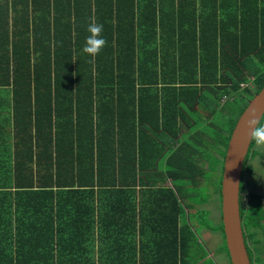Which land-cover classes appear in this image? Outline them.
Wrapping results in <instances>:
<instances>
[{
    "label": "trees",
    "instance_id": "1",
    "mask_svg": "<svg viewBox=\"0 0 264 264\" xmlns=\"http://www.w3.org/2000/svg\"><path fill=\"white\" fill-rule=\"evenodd\" d=\"M138 2L0 0V264H94L96 231L105 247L100 264H126L111 236L130 232V225L111 217L125 212V203L130 209L131 201L136 264H200L204 258L191 224L179 226L197 204L182 198L208 189L206 179L222 172L237 118L264 85V0H237L238 29L215 25L211 40L193 23L191 30L165 33L162 55L155 27L136 30L148 19L142 13L154 16L158 1ZM92 20L103 24L107 41L94 60L82 52ZM174 73L179 78L170 77ZM175 85L176 94L159 95L160 86ZM224 97L229 102H221ZM199 104L204 117L189 124L184 109ZM167 179L183 184L174 192L160 184ZM136 187L150 192L138 208ZM114 194L118 201L109 209ZM239 208L251 264H264V209L254 199L245 206L239 199ZM219 217L213 229L230 262L220 202Z\"/></svg>",
    "mask_w": 264,
    "mask_h": 264
},
{
    "label": "crops",
    "instance_id": "2",
    "mask_svg": "<svg viewBox=\"0 0 264 264\" xmlns=\"http://www.w3.org/2000/svg\"><path fill=\"white\" fill-rule=\"evenodd\" d=\"M137 1V0H136ZM143 0H140V3L138 4L140 6L143 5ZM158 1L156 4V12H154V16L151 18V14L146 15V13H142L143 18H148L142 25L138 26L136 28L137 31H148L154 29L158 33V39L157 43L158 45V52L162 55V48L166 47V41L164 40V36H166L165 33L167 32H175L177 33L178 31L185 30L186 27H188L189 30H191V27H189L190 23H193V29L196 32H201L202 30H205L206 32H209V39L211 40V33L212 30L214 29V26H217V29L223 30V31H235L237 29H234V20L233 17L235 14H237V17H240L239 15V9L237 11V6L236 1L237 0H156ZM146 15V16H145ZM222 17H227L229 20V17H232L231 22L228 23H223ZM154 19V20H153ZM204 22L206 24L203 26ZM188 25V26H187ZM224 27V28H221ZM164 43V45H163ZM177 53L175 51V61H176V56ZM172 54L169 55V59L171 60ZM168 60V61H170ZM171 62V61H170ZM158 64H162V59L159 57ZM171 66V65H170ZM166 69V68H165ZM159 71H162L160 67L158 68ZM171 70L168 68V72L170 73ZM179 69H177V72ZM220 72V71H219ZM199 74V75H198ZM201 72L198 71L197 76H200ZM142 77H145V73H142ZM173 77L175 79L179 78V75L174 73ZM174 86V85H173ZM158 92L160 96H166L167 93H172L176 94L177 93V88L176 85L175 87H166L162 88L161 86L158 88ZM3 142L2 138L0 137V144ZM168 168L166 162L162 164L163 170H166ZM165 173V172H164ZM167 181H170L168 184ZM177 182L176 180H171L167 179L164 182H161V185L164 186H169L168 188H172L174 192L175 186L172 184V182ZM181 182V181H179ZM168 184V185H167ZM115 190H119L121 187H113ZM144 190V192H143ZM98 190L95 188V219H98V204H97V199H98ZM135 201L137 203V207H139V203L141 202V197H144V199L148 200L149 198V191H145L144 188L136 187L135 190ZM146 193L144 196L143 194ZM148 194V196H147ZM100 198V197H99ZM133 199V197H132ZM131 199V200H132ZM117 194L112 195V198L109 200L110 204L108 206L109 209H112V203H117ZM126 206L125 212H123L121 209L116 210V215L114 217H111L112 222L116 223V225L120 224L123 225L129 224L130 225V232L128 230L123 233V232H115L112 234L111 239L115 241V245H117L116 250L121 251V256L124 254L125 262L127 264L128 261H130V264H136L135 263V258L133 260V255L134 252L136 254L137 262L140 261V250H139V236L137 235L136 237L132 234L133 232V221H134V216L132 213V201L130 203V209L127 208V203L124 204ZM121 207H123L121 205ZM198 207V206H196ZM205 208V207H203ZM125 209V208H124ZM193 214L195 213V208L192 209ZM209 212V211H208ZM196 219L194 218V221ZM184 223H187L184 219H179V226L183 225ZM191 224V223H190ZM98 228V225L96 226ZM117 231V230H116ZM94 234L95 238V243H94V264H100V256H101V250L104 249L105 247L98 241V238L100 234L97 233ZM203 236L206 238L207 242L209 243L210 250L205 251V256L200 262V264H230L225 252L222 250L223 245H220V240L215 237V235L218 236V233L220 232H212L208 228H202ZM129 233H131L129 235ZM129 236V237H128ZM135 238V239H134ZM118 240V241H117ZM125 240V244L122 245V241ZM134 240H136V248L134 247ZM113 246V244L111 245ZM112 248V247H111ZM130 258V259H128ZM170 262V261H169ZM138 264V263H137ZM165 264V263H164Z\"/></svg>",
    "mask_w": 264,
    "mask_h": 264
},
{
    "label": "water",
    "instance_id": "3",
    "mask_svg": "<svg viewBox=\"0 0 264 264\" xmlns=\"http://www.w3.org/2000/svg\"><path fill=\"white\" fill-rule=\"evenodd\" d=\"M257 118L264 114V85L249 99L232 129L223 161L221 177V220L231 264H251L244 242L239 208L242 167L251 141L246 127L251 110Z\"/></svg>",
    "mask_w": 264,
    "mask_h": 264
},
{
    "label": "rangeland",
    "instance_id": "4",
    "mask_svg": "<svg viewBox=\"0 0 264 264\" xmlns=\"http://www.w3.org/2000/svg\"><path fill=\"white\" fill-rule=\"evenodd\" d=\"M249 86L251 87V91H254L256 88V84L254 83V81H250ZM245 95H250L249 93H245ZM229 102L227 100V98H222L221 102ZM197 108L196 110H194L195 107ZM192 107L191 110L188 109V107H186L184 109V112L186 114V117L188 119L189 124H193L194 122L196 123L198 119H201V116L204 117L205 114V110L203 108V106L201 104L199 105H194ZM182 125V124H181ZM204 125V122H199L197 124L198 129H201ZM182 132H181V136H185L184 132L187 130L186 125L182 126ZM218 176L214 175L211 176L209 178L206 179L205 183L206 185L209 186L208 189H206V187H199L196 190V194L192 197H187L186 198H182L183 201L186 200L184 202L185 205H192L193 203H197L194 205L195 208V212L196 211H200V210H205L207 212H205L203 214V216L201 215L200 218L198 219L197 217H194L193 211L191 209H189V213L185 215V217L183 218L187 223H191V226L193 227V230L195 232L197 241L199 243V245L203 248L202 251H209L210 247H209V243L207 242L206 238L203 236V232H202V228H211L210 230L212 232H214V227L217 226V224L219 223L220 217H219V201H218V197H217V193H215V187L213 186V184H215L218 180ZM168 184L170 183V181H167ZM167 184V185H168ZM172 184H174L173 186H179L181 184H183V182H172ZM177 189V187H176ZM182 194V193H181ZM207 197L209 198L206 202H201L202 199H207ZM198 206V207H196ZM205 207V208H203ZM209 213V214H208ZM194 218L196 219L194 221ZM199 220L201 222H205L206 226L202 227V224L199 222ZM215 237L217 239L220 240V245H223V237L220 233H218V236L215 235ZM260 237V242L262 243V245H264V236H259ZM199 248V247H198ZM261 252H262V260L264 261V247H261ZM204 264V263H203Z\"/></svg>",
    "mask_w": 264,
    "mask_h": 264
},
{
    "label": "flooded vegetation",
    "instance_id": "5",
    "mask_svg": "<svg viewBox=\"0 0 264 264\" xmlns=\"http://www.w3.org/2000/svg\"><path fill=\"white\" fill-rule=\"evenodd\" d=\"M221 174L222 172L217 169L212 176H219ZM218 181L219 178L213 186L215 187V193H217L219 201V193L217 192L216 186ZM239 199L243 206L246 205L249 199H254L259 208L264 209V153L260 152L255 144L252 145V143L250 144L242 167ZM219 202L221 203V200ZM262 225L264 230V221Z\"/></svg>",
    "mask_w": 264,
    "mask_h": 264
},
{
    "label": "clouds",
    "instance_id": "6",
    "mask_svg": "<svg viewBox=\"0 0 264 264\" xmlns=\"http://www.w3.org/2000/svg\"><path fill=\"white\" fill-rule=\"evenodd\" d=\"M103 30V24L97 23L95 20H92L87 27L89 35L85 38L82 52L93 60L101 53L107 44V41L102 35ZM246 127L251 130L249 132L251 143L255 144L260 152L264 153V114H261L259 118H257L256 110H251L249 118L246 121Z\"/></svg>",
    "mask_w": 264,
    "mask_h": 264
},
{
    "label": "built area",
    "instance_id": "7",
    "mask_svg": "<svg viewBox=\"0 0 264 264\" xmlns=\"http://www.w3.org/2000/svg\"><path fill=\"white\" fill-rule=\"evenodd\" d=\"M242 85H244V84H242ZM225 98V97H224Z\"/></svg>",
    "mask_w": 264,
    "mask_h": 264
}]
</instances>
